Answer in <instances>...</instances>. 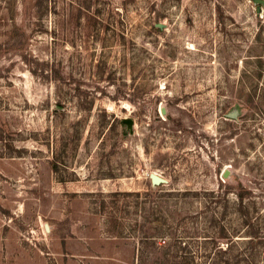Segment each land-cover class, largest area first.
Masks as SVG:
<instances>
[{
    "label": "rangeland",
    "instance_id": "rangeland-1",
    "mask_svg": "<svg viewBox=\"0 0 264 264\" xmlns=\"http://www.w3.org/2000/svg\"><path fill=\"white\" fill-rule=\"evenodd\" d=\"M0 264H264V4L0 0Z\"/></svg>",
    "mask_w": 264,
    "mask_h": 264
},
{
    "label": "water",
    "instance_id": "water-1",
    "mask_svg": "<svg viewBox=\"0 0 264 264\" xmlns=\"http://www.w3.org/2000/svg\"><path fill=\"white\" fill-rule=\"evenodd\" d=\"M257 3L259 4H264V0H255ZM159 27H164V24L160 23L158 24ZM161 111L163 114L167 113V108L166 107H161ZM234 116V115H232ZM124 123H126L129 127H132L133 125V119L132 118H125ZM230 173V170H226L225 171V175L227 176ZM151 178L153 180V182L155 183H161V182H165L166 179L159 177L158 175H156L155 173H151Z\"/></svg>",
    "mask_w": 264,
    "mask_h": 264
},
{
    "label": "bare ground",
    "instance_id": "bare-ground-1",
    "mask_svg": "<svg viewBox=\"0 0 264 264\" xmlns=\"http://www.w3.org/2000/svg\"><path fill=\"white\" fill-rule=\"evenodd\" d=\"M153 173H155L156 175H158L159 177H161V175L160 174H158L157 172H153ZM163 178V177H162Z\"/></svg>",
    "mask_w": 264,
    "mask_h": 264
}]
</instances>
